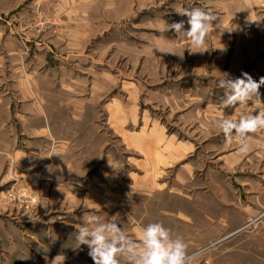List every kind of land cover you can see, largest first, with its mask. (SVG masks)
<instances>
[{
    "label": "rangeland",
    "instance_id": "374dc122",
    "mask_svg": "<svg viewBox=\"0 0 264 264\" xmlns=\"http://www.w3.org/2000/svg\"><path fill=\"white\" fill-rule=\"evenodd\" d=\"M193 7L217 17L203 53L167 30ZM242 72L264 76V0H0V264H93L76 229L116 214L264 264V132L240 155L213 123L247 114L217 106Z\"/></svg>",
    "mask_w": 264,
    "mask_h": 264
},
{
    "label": "clouds",
    "instance_id": "9594fccd",
    "mask_svg": "<svg viewBox=\"0 0 264 264\" xmlns=\"http://www.w3.org/2000/svg\"><path fill=\"white\" fill-rule=\"evenodd\" d=\"M178 14L187 17L189 27L185 29V21L180 20L170 23L167 30H173L179 38H186L191 45L190 52L207 51L204 46L217 17L198 7ZM224 77L219 81L223 95L217 106L222 109L241 107L247 114H241L238 119H216L213 123L226 140L238 138V152L246 155L251 148V136L264 132V94L260 91L264 76L257 80L242 72L239 77L233 78L228 73H224ZM120 223L119 214L106 223L99 217L89 219L84 215L76 229L75 249L87 246L93 264H198L199 253L190 254L184 239L179 235L173 237L171 229L162 223L153 222L143 227L138 241L133 240ZM52 261L53 264H64L65 257L57 255Z\"/></svg>",
    "mask_w": 264,
    "mask_h": 264
},
{
    "label": "crops",
    "instance_id": "0c3cea01",
    "mask_svg": "<svg viewBox=\"0 0 264 264\" xmlns=\"http://www.w3.org/2000/svg\"><path fill=\"white\" fill-rule=\"evenodd\" d=\"M10 112L12 113V115L15 116V118H17L19 120V123L22 124V126H25V127H26V124L29 122V120L32 118L29 115L31 113V111H28L27 113L26 112L23 113V111L21 112L20 110L16 111V112L15 111L14 112L10 111ZM34 113H35V116H37V119H41V120H43V122H45V124H40L39 126H37L36 129H40V130L44 131L46 129V126L49 125L48 114H46L45 112L40 111V110H39V112H34ZM32 116H34V115H32Z\"/></svg>",
    "mask_w": 264,
    "mask_h": 264
},
{
    "label": "bare ground",
    "instance_id": "6f19581e",
    "mask_svg": "<svg viewBox=\"0 0 264 264\" xmlns=\"http://www.w3.org/2000/svg\"><path fill=\"white\" fill-rule=\"evenodd\" d=\"M231 235H233V233H231L230 235H228V236H226V237H229V236H231Z\"/></svg>",
    "mask_w": 264,
    "mask_h": 264
}]
</instances>
